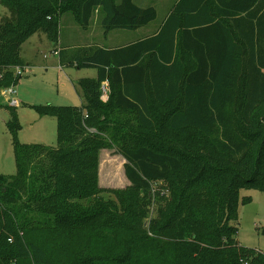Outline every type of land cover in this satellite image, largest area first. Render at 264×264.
<instances>
[{
  "label": "trees",
  "instance_id": "obj_1",
  "mask_svg": "<svg viewBox=\"0 0 264 264\" xmlns=\"http://www.w3.org/2000/svg\"><path fill=\"white\" fill-rule=\"evenodd\" d=\"M174 1L153 35L68 51L59 42L63 14L87 30L98 13L107 37L147 26L157 9L134 0H0L12 12L0 23V87L17 84L22 45L40 31L62 68L98 70L77 81L81 106L38 109L57 120L56 147L20 143L12 110L17 172L0 175V264H264L235 224L240 191L264 192V0ZM119 111L135 114V125ZM166 128L186 138L167 140ZM134 130L145 133L128 139ZM113 147L130 186L105 200L100 152ZM160 181L167 187L152 192Z\"/></svg>",
  "mask_w": 264,
  "mask_h": 264
},
{
  "label": "rangeland",
  "instance_id": "obj_2",
  "mask_svg": "<svg viewBox=\"0 0 264 264\" xmlns=\"http://www.w3.org/2000/svg\"><path fill=\"white\" fill-rule=\"evenodd\" d=\"M149 1V0H148ZM173 0H169L172 2ZM143 5H150L145 3ZM157 9V18L154 25L160 23L163 19L166 8L160 6V1H154ZM66 19L60 23L59 41L63 47H68V51L77 50L79 46H73L75 43H81L82 36L88 38V34L79 24L73 19L71 13H66ZM98 17V13L95 14ZM12 17V12L9 8L0 3V23ZM96 19V17H94ZM99 24V19H98ZM97 24V28L98 25ZM75 26V27H74ZM73 27L80 31L73 32ZM100 28H102L100 26ZM103 30V28L101 29ZM75 31V30H74ZM97 41H103V38H97ZM40 37L39 39H37ZM37 40V41H36ZM27 40L21 48V55L30 61V65L22 70V77L14 87V97L18 101V106H11L7 102V97L4 90L9 87H0V175L10 176L17 172L15 154H14V139L8 129L7 122L12 119V114L15 109L20 129L16 135V139L22 144H43L46 146L56 147L58 144V126L57 120L51 116H42L38 109L44 106H81L83 100L76 90L77 81L79 78H95L98 70L96 68H81L65 67L59 65V56L50 52L53 49V44L49 41L47 35L40 31L33 35L31 41ZM28 42V43H27ZM85 46V45H83ZM15 73H16V69ZM102 100L106 101V96L110 92L109 85L103 83L101 87ZM12 107V108H10ZM120 114L130 125H135V114L128 111H119ZM110 128H113L111 125ZM128 139L133 140L134 135H143L145 132L134 130V133L129 131ZM189 142L197 139L194 133H189ZM162 137L180 144L179 140H184L186 137L177 138L174 133L169 132L166 128ZM168 147V142L163 143ZM126 160L119 154L117 148L103 149L100 152V163L98 180L100 186L107 191L102 196L105 200H115L113 190H126L129 181L124 174V164ZM164 183L154 182L152 192L164 190ZM167 184L165 185V188ZM140 195H143L139 191ZM168 193V192H167ZM166 193V194H167ZM246 197L251 198L247 204H243L242 200ZM149 214L142 220V226L148 227L150 219L155 217V206H151ZM238 227L237 239L244 247L256 249L264 253V235L261 230L264 228V192L258 190L242 189L240 191L239 202V219L235 223Z\"/></svg>",
  "mask_w": 264,
  "mask_h": 264
},
{
  "label": "crops",
  "instance_id": "obj_3",
  "mask_svg": "<svg viewBox=\"0 0 264 264\" xmlns=\"http://www.w3.org/2000/svg\"><path fill=\"white\" fill-rule=\"evenodd\" d=\"M134 1L138 5H142V6H146V5H143V4H145L147 2L154 5V1H160V6L166 8V13H165L163 19L160 21V23H158L156 25L153 24V23H155V21H153L150 24H148L147 26L142 27V28L137 29V30H115V31L110 32L107 35V37L104 35V31L101 30L102 29V28H100L101 25L98 24V17L95 16L96 19H92L88 29L87 30L83 29L88 34V38L87 37L84 38V36H82V38H83L82 40L83 41L81 43H75V45H72V47L73 46H83V45L90 46L92 44H96L97 45V44H102L103 43V45H101V46H104L106 48H114V47L127 45L129 43H132V42L138 41L140 39H143V38H145L147 36L153 35L156 32H158V30L160 29V27L162 26V24L166 20L167 16L169 15V13H170V11H171L174 3H175L174 0L172 2H169V0H149V1L148 0H134ZM154 6L156 7V5H154ZM65 15L66 14H63L61 16L60 23L62 22V20L66 19ZM97 24L99 25L98 28H97ZM74 27H73V29L75 31L73 30V32L81 34L80 31L75 29ZM94 34H97V38H103L104 40L101 41V43H100V41H97L96 36L94 37ZM32 38H33V36L29 39V41H31ZM39 38L40 37H38L37 39H39ZM59 42L61 44V40ZM53 50H55V49L54 48L51 49L50 52L52 53ZM21 57H22V55H21ZM26 62H27V65H30V61H28L26 59ZM59 65H60V63H59ZM79 79H81V78H79ZM106 96L108 97V94ZM129 185H130V182H129Z\"/></svg>",
  "mask_w": 264,
  "mask_h": 264
},
{
  "label": "built area",
  "instance_id": "obj_4",
  "mask_svg": "<svg viewBox=\"0 0 264 264\" xmlns=\"http://www.w3.org/2000/svg\"><path fill=\"white\" fill-rule=\"evenodd\" d=\"M54 55H59V49H55L52 52ZM22 70L20 68L16 69V75L22 76ZM15 89L14 87H9L7 89L4 90V94L7 97V102L9 103V105L11 106H18V101L17 99L14 97L15 95Z\"/></svg>",
  "mask_w": 264,
  "mask_h": 264
}]
</instances>
